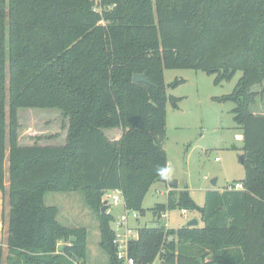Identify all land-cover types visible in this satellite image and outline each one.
I'll return each instance as SVG.
<instances>
[{"label": "trees", "instance_id": "obj_1", "mask_svg": "<svg viewBox=\"0 0 264 264\" xmlns=\"http://www.w3.org/2000/svg\"><path fill=\"white\" fill-rule=\"evenodd\" d=\"M184 68L215 84L242 72L219 98L235 103L244 131L243 188L210 189L204 205L188 186L172 188L155 216L179 207L203 224L140 226L129 255L138 264H264V113L254 111L264 95V0H0V191L9 182L0 264H87V228L62 224L45 202L47 192L77 190L98 213L110 264H124L105 193L121 189L126 207L146 214L148 191L168 177L167 106L182 99L168 93L165 70ZM21 108L61 110L66 143L21 144ZM114 128L117 140L105 131Z\"/></svg>", "mask_w": 264, "mask_h": 264}, {"label": "rangeland", "instance_id": "obj_2", "mask_svg": "<svg viewBox=\"0 0 264 264\" xmlns=\"http://www.w3.org/2000/svg\"><path fill=\"white\" fill-rule=\"evenodd\" d=\"M241 75L242 72L239 71L232 80L215 84V75H209L200 69L165 70L168 93L182 98L179 108H173L170 103L167 106V128L163 144L168 154V178L178 179L177 189L188 186L199 205H204L208 190L229 188L246 175V168L240 160L245 144L244 131L234 120L232 109L235 103L219 98L232 92ZM177 79H184V82L176 87L170 86ZM262 88L259 85L254 87L257 91ZM257 101L254 111L264 113V95L259 96ZM19 119L21 144L30 145L37 142L64 145L67 141L69 117L59 109L21 108ZM117 133L121 134L120 131ZM112 134L115 133L108 135ZM216 177L219 180L214 186L211 180ZM8 184L7 176L6 190L0 191V250L4 258L8 255V248L2 214L7 215L9 211ZM172 188L169 182H155L143 202L146 214L140 216L138 223L131 220V225L140 227L168 224L178 228L194 218L199 219L202 225L203 221L197 211L179 207L167 209L160 219L155 216L152 208L157 204L167 203L168 193ZM109 194L112 212L117 216L124 210L123 205H115L113 193ZM107 196L108 193H105V199ZM45 202L58 208L57 216L62 224L87 228V264H110L109 255L100 243L98 213L88 205L83 191L47 192ZM112 227H116L115 223H112ZM64 243V240L59 242V250Z\"/></svg>", "mask_w": 264, "mask_h": 264}, {"label": "built area", "instance_id": "obj_3", "mask_svg": "<svg viewBox=\"0 0 264 264\" xmlns=\"http://www.w3.org/2000/svg\"><path fill=\"white\" fill-rule=\"evenodd\" d=\"M229 188H236L241 189L242 184H235V186L231 185ZM112 199L114 204L122 203L124 210L117 216L114 217L112 223H115L116 227H112L115 231V239L114 243L117 247V257L119 260H121L124 264H138L133 257L129 255L128 252V244L131 240L136 239L138 236V227L132 226L130 221L134 220L138 223V220L140 219V214L138 211L128 209L126 207L125 198L123 195V192L121 189H115L111 191ZM111 194L108 193L107 199H108V212H112V203H110L109 197ZM167 227L168 224H165ZM160 259L157 258L153 263L156 262L160 264Z\"/></svg>", "mask_w": 264, "mask_h": 264}, {"label": "water", "instance_id": "obj_4", "mask_svg": "<svg viewBox=\"0 0 264 264\" xmlns=\"http://www.w3.org/2000/svg\"><path fill=\"white\" fill-rule=\"evenodd\" d=\"M133 80L135 82H146V83H150L148 77H147V74L146 73H136L134 76H133ZM241 162H243V159L240 158ZM157 181H160V182H169L170 186H172L173 188H178L179 186V181L178 179H168L167 176H163L159 179H157ZM217 182H218V178H214L211 180V183L216 186L217 185ZM108 209V199H106L104 201V206L102 207V213L106 212V210ZM199 224V221L197 218H194L192 220H190L187 225L188 226H196Z\"/></svg>", "mask_w": 264, "mask_h": 264}, {"label": "crops", "instance_id": "obj_5", "mask_svg": "<svg viewBox=\"0 0 264 264\" xmlns=\"http://www.w3.org/2000/svg\"><path fill=\"white\" fill-rule=\"evenodd\" d=\"M106 131V134L108 135L109 133H111V132H114L115 134H112L111 136H109L108 135V137L111 139V140H117V139H119L120 137H121V134L120 133H117V132H121V130L120 129H118V128H114V129H107V130H105ZM122 133V132H121ZM116 135V136H115ZM169 179V178H168ZM219 180V179H218ZM218 183V182H217ZM213 189V188H212ZM111 192V191H110ZM198 221H199V219H198ZM138 222H140V219L138 220ZM199 224H200V222H199ZM169 226V225H168ZM170 227V226H169Z\"/></svg>", "mask_w": 264, "mask_h": 264}]
</instances>
